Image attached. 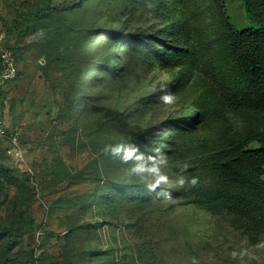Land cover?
I'll return each mask as SVG.
<instances>
[{
    "label": "rangeland",
    "instance_id": "rangeland-1",
    "mask_svg": "<svg viewBox=\"0 0 264 264\" xmlns=\"http://www.w3.org/2000/svg\"><path fill=\"white\" fill-rule=\"evenodd\" d=\"M224 1L238 28L256 24L242 0ZM158 22L141 0H0V33L20 49L21 69L4 88L0 119L21 133L25 148L22 162L0 154L16 179L0 176V227H18L8 259L0 249V264H264V225L253 229L256 217L117 191L152 178L129 176L130 165L105 146L131 144L149 156L156 152L127 138L146 132L155 144L163 140L172 152L161 150L169 178L162 186L176 189L180 176L187 185L199 148L250 119L229 111L194 132L173 126L195 116V91L163 103L172 72L134 57L105 33ZM108 193L112 201L102 202Z\"/></svg>",
    "mask_w": 264,
    "mask_h": 264
},
{
    "label": "trees",
    "instance_id": "trees-1",
    "mask_svg": "<svg viewBox=\"0 0 264 264\" xmlns=\"http://www.w3.org/2000/svg\"><path fill=\"white\" fill-rule=\"evenodd\" d=\"M141 1L151 4L159 21L157 26L132 31L123 27L105 33L134 57L172 72L173 78L161 93L195 91L191 104L195 116L176 120L173 126L186 134L194 132L201 123L221 120L229 111L250 117L243 128H225L217 138H212L211 146L199 148L191 160L188 176V181L198 179L196 186L187 182L176 189L162 188L174 198H183V204L219 214L256 217L252 227L258 230L264 225V0H242L256 23L245 28L233 23L224 0ZM7 46L16 55L20 51L8 42ZM127 140L145 144L153 151L159 148L166 154L172 152L163 147V140L156 144L150 141L146 132L135 133ZM165 141L170 142L169 136ZM0 154L10 157L1 147ZM0 176L16 183L1 165ZM145 185L120 184L117 191L145 201L154 194ZM100 199L112 201L113 196L108 193ZM17 235V226L0 227L4 260L8 259L7 251L16 243Z\"/></svg>",
    "mask_w": 264,
    "mask_h": 264
},
{
    "label": "clouds",
    "instance_id": "clouds-1",
    "mask_svg": "<svg viewBox=\"0 0 264 264\" xmlns=\"http://www.w3.org/2000/svg\"><path fill=\"white\" fill-rule=\"evenodd\" d=\"M160 99L165 104L174 102L173 95L168 93L161 96ZM104 152L113 157H119L124 164H129L130 166L126 169L129 176L139 177L141 180L151 177V181L147 182L145 186L148 192L155 194L156 198H162L166 201L172 199V193L162 188V185L169 184V178L161 170L162 166L166 165L167 159L159 148L155 149V155L149 156H145L138 147L131 144L107 145ZM185 183L186 180L183 176L177 178V184L180 187H183ZM188 183L191 186H196L198 179L193 177Z\"/></svg>",
    "mask_w": 264,
    "mask_h": 264
},
{
    "label": "built area",
    "instance_id": "built-area-1",
    "mask_svg": "<svg viewBox=\"0 0 264 264\" xmlns=\"http://www.w3.org/2000/svg\"><path fill=\"white\" fill-rule=\"evenodd\" d=\"M20 72V63L15 52L7 46V36L0 33V94L4 88L14 82ZM0 147L7 155L17 162L25 160V148L21 133L10 129L5 121L0 119Z\"/></svg>",
    "mask_w": 264,
    "mask_h": 264
}]
</instances>
